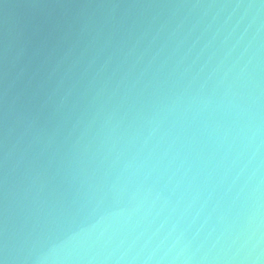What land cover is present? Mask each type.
I'll return each instance as SVG.
<instances>
[{
  "label": "water",
  "instance_id": "obj_1",
  "mask_svg": "<svg viewBox=\"0 0 264 264\" xmlns=\"http://www.w3.org/2000/svg\"><path fill=\"white\" fill-rule=\"evenodd\" d=\"M0 264H264V0H0Z\"/></svg>",
  "mask_w": 264,
  "mask_h": 264
}]
</instances>
